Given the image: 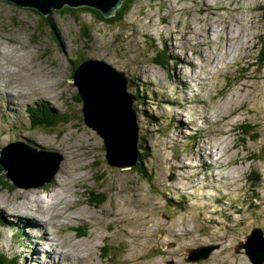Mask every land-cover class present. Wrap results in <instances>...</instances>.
Listing matches in <instances>:
<instances>
[{
	"label": "rangeland",
	"instance_id": "374dc122",
	"mask_svg": "<svg viewBox=\"0 0 264 264\" xmlns=\"http://www.w3.org/2000/svg\"><path fill=\"white\" fill-rule=\"evenodd\" d=\"M76 12L84 25L71 13H49L56 34L45 27L44 15L0 0V49H11L0 54V80L7 79L0 84V137L9 134L0 138V153L20 139L13 133L18 120L26 129L32 121V131L20 139L30 149L64 156L53 182L40 187L9 189L12 182L0 169V195L18 202L15 210L3 204L0 209L30 221L34 218L21 215L29 213L20 205L40 207L43 198L57 202L47 213L34 212L46 220L53 216L64 264H253L245 248H236L254 227L264 233V58L258 56L264 49V0H135L123 18L111 22L94 12ZM83 27L91 38L82 34ZM159 53L175 60L167 63L161 56L167 64L160 65ZM89 58L128 76L143 172L136 165L113 167L112 158L108 163L104 139L84 121L74 73ZM36 80L47 83L48 99L33 91ZM13 81L20 88L13 98L17 118L6 94L11 86L17 93ZM55 114L69 121L58 123ZM40 120L55 121L56 127H39ZM246 122L256 130L243 144ZM252 172L263 178L255 188L247 178ZM91 191L92 196L103 192L106 200L92 205ZM173 199L187 207L170 206ZM12 220L8 227L0 217V250L3 244V258L10 261L20 254L16 264H21L35 247L26 244V227ZM173 220L197 227L186 232ZM168 230L174 237L165 243ZM188 232L193 237L176 240ZM193 238L197 244L188 249L214 246L207 258L190 260L187 245L182 251L175 242L191 244ZM54 255L40 256L42 264Z\"/></svg>",
	"mask_w": 264,
	"mask_h": 264
},
{
	"label": "water",
	"instance_id": "95a60500",
	"mask_svg": "<svg viewBox=\"0 0 264 264\" xmlns=\"http://www.w3.org/2000/svg\"><path fill=\"white\" fill-rule=\"evenodd\" d=\"M7 1L18 6L37 9L45 16L51 12L53 7L60 9L68 4L71 7L86 5L100 12L102 10L105 17H111L123 0ZM103 67H107L106 73ZM96 71H101L104 75L94 74ZM82 74L85 78L81 77ZM74 84L79 87L78 94L83 102L84 121L104 139L108 160L114 159V167L119 168L136 165L139 160L137 154L139 127L137 112L130 108L133 99L128 92L129 79L126 72L117 70L103 60L89 58L76 68ZM98 121L100 124H97ZM63 160L64 156L58 151L37 150L36 147L30 149L28 144L21 140L9 142L0 153V167L3 168L6 177L11 179L14 185L20 187H40L47 182H52ZM246 239L247 241L242 245L239 244L241 246L238 245L236 249L245 248L253 264H264L263 230L260 227H254ZM213 249V245L191 249L189 258L193 260L207 258Z\"/></svg>",
	"mask_w": 264,
	"mask_h": 264
},
{
	"label": "bare ground",
	"instance_id": "6f19581e",
	"mask_svg": "<svg viewBox=\"0 0 264 264\" xmlns=\"http://www.w3.org/2000/svg\"><path fill=\"white\" fill-rule=\"evenodd\" d=\"M122 3H123V1H122ZM122 3L120 4V6L122 5ZM211 7V6H210ZM101 12H102V10H101ZM103 13V12H102ZM10 47H8V49L7 48H5L4 47V49H0V54H2V55H5V54H7V53H9L10 52ZM12 53V52H11ZM10 53V54H11ZM182 60H184V59H182ZM186 61V60H185ZM104 68V67H103ZM107 68V67H106ZM106 68H104L105 69V73H106ZM11 69V68H10ZM8 70L9 72H12L11 70ZM94 74H96V75H104L103 74V72H101V71H96ZM93 74V75H94ZM88 75V74H87ZM89 77V76H88ZM7 81V79L6 80H0V84H2V83H4V82H6ZM12 83V82H11ZM13 83L15 84V86L17 87V93L15 94V93H13V86H11V88H8L7 90H6V94H7V96L8 97H10V98H12V100H11V105H10V107H11V109H12V111H14V113L16 114V116H14L15 118H17V115L19 114V108L16 106V103H14V101H13V98H14V96H16V95H18V93H19V91H20V88H19V85L15 82V81H13ZM44 85H47V83H42L41 82V80H36L35 81V85H34V89H33V91L34 92H41V96L43 97V98H49L50 96H49V93L51 92V90L47 87V86H44ZM185 87V86H184ZM2 90V89H1ZM244 90H246L245 88H244ZM248 90H246V92H247ZM26 92V91H25ZM30 98V97H29ZM32 98V97H31ZM1 101V100H0ZM38 102V101H37ZM42 102V101H41ZM8 103V102H7ZM29 103V102H28ZM39 103H40V101H39ZM36 109V110H38L39 109V106L36 104V105H34V107H32V110L33 109ZM130 108L132 109V110H134V111H136L137 109V107L135 108V104H131L130 105ZM128 109V108H127ZM32 110H31V112H32ZM36 110H33V112L35 113L36 112ZM127 111V110H126ZM4 112H10L9 110H8V108L4 111ZM3 113V112H2ZM6 115H8L7 113H5ZM14 115V114H13ZM124 116H127V115H124ZM138 118V117H137ZM19 121H22V120H19ZM15 124H16V127H15V129L13 130V133L14 134H16V136H18V135H20V139H22V136H21V133H23L24 131H26V130H28V131H32V121H31V123L29 124V126L27 127V129H26V127H24V126H21L19 123H18V120L15 122ZM97 124H100V121H98L97 122ZM19 127V128H18ZM23 128V131H19V129L20 128ZM30 129V130H29ZM4 131V130H3ZM6 131V130H5ZM18 131V132H17ZM27 131V132H28ZM30 131V132H31ZM178 131V130H177ZM73 132H75V131H73ZM29 133V132H28ZM33 133V132H32ZM6 134L7 135H9L8 134V132L6 131V132H4V134L0 137V138H2L3 139V141L7 138V136H6ZM27 134V133H26ZM34 136H36L37 137V135L36 134H33ZM33 135H31V137L33 136ZM58 135L60 136L61 135V133H58ZM24 136V135H23ZM27 137H30V136H27ZM62 137V136H61ZM20 139H18V140H20ZM59 139V137H57L56 138V140H54V141H52V142H54V143H57L56 141ZM26 140H27V138H26ZM3 141H1V143L3 142ZM213 144H214V142H213ZM218 143H216V144H214V145H212V147H215L216 148V145H217ZM137 154L139 155L140 154V150L139 151H137ZM197 176V175H196ZM205 179V178H204ZM68 181V180H67ZM69 183V182H68ZM20 187V186H19ZM224 187V186H223ZM23 188H25L26 189V187H23ZM19 189H21V188H19ZM27 190H29V189H27ZM4 191V190H3ZM2 192V191H1ZM221 192H222V190H221ZM27 193H32V195H33V192H27ZM231 195V194H230ZM232 196V195H231ZM35 197V200H37L38 198H40L39 196H37V195H35L34 196ZM32 197H30L29 199H31ZM63 198H66V197H63ZM221 197H218V199H220ZM66 199H68V198H66ZM43 200H44V203L45 204H42V206L40 205V207L38 206V204H33V205H24V204H22V205H20V209H22L23 211H25V212H27V213H29V214H21V215H23V216H27V217H32V218H34L33 220H21V219H19V218H17L16 217V215L15 214H13V215H11V214H9L7 211H5V210H3V209H0V217L2 218V220L5 222V224H6V226H8V227H11L12 226V222H14V220H12V219H17L18 220V223L17 224H19L20 226H25L26 227V232H27V237H26V244H27V242L28 243H32V246L33 247H35V251L34 252H32L31 254H32V256L29 254H26V258H27V261L26 260H24V258H22L21 257V264H34V263H36V264H42L43 263V259L41 258V257H43L44 256V254L46 253V252H53L55 255H54V257L53 258H51V259H49L48 261H47V263L46 264H64L63 263V261H61V254H62V250L60 249H58L59 248V246H60V241H59V238H56V236H53L54 235V233H55V231H54V228L55 227H57L56 226V224H55V222H53L52 220H51V217L53 218V216H51L49 219H47L46 220V218L45 217H43V218H40L39 217V215H37L35 212H34V210H40V209H42L45 213H47L48 211H47V209H50V208H53V207H55L56 206V203L57 202H55V201H53V205H50L49 204V202L46 200V198H43ZM172 201H175V199H173ZM79 203L80 204H83V202H82V200H79ZM4 205V206H6L7 208L8 207H10V206H13V207H11L12 209H17V204H18V202H16V203H13V201H11L8 197H5V196H2V195H0V205ZM2 205V206H3ZM177 205V204H176ZM45 206H47V207H45ZM1 208V207H0ZM214 211V213H216L217 211L216 210H213ZM212 211V212H213ZM41 212V211H40ZM55 211L53 210V212H51V213H54ZM210 213H211V211H210ZM43 215V214H42ZM47 215V214H46ZM170 222H174L176 225H178L180 228H182V230L183 231H189V230H191V229H194L195 227H197V226H195V227H193V228H188V226L187 225H181L180 224V222H178V221H175V220H173V221H170ZM4 224V223H3ZM49 225H51L52 227H53V230H51L50 229V227H49ZM15 226V225H14ZM55 226V227H54ZM204 229H206L204 226H203V230ZM197 231H194V234H196L197 236L198 235H200V233H196ZM58 233V232H57ZM167 233H168V238L166 237V238H164V242L166 243V241H168L169 240V237L170 236H173V234H172V231H170V230H168L167 231ZM189 234H191V236L193 237V233H191V232H188V233H186L184 236H181V237H178L176 240H180V241H186L187 240V238H189ZM205 234V233H204ZM203 233H202V235H204ZM213 236H215V234H212ZM228 236V235H227ZM174 237V236H173ZM30 239V240H29ZM204 239V238H203ZM175 240V242L179 245V247H181V250L182 251H185V248H186V245H188V246H193V245H196L197 244V241H196V238H193V242H191V244H180V243H178L177 241ZM59 241V242H58ZM224 241V240H223ZM226 241V240H225ZM203 242H205L204 240H201V245H202V243ZM8 243V242H7ZM44 243H47L48 245L46 246V248H44L43 247V244ZM184 243V242H183ZM26 244H25V246H26ZM62 245H63V243H61ZM190 246V247H191ZM1 251H4L3 250V248H5L4 247V245L2 244L1 245ZM43 248V249H42ZM189 247H187V249H188ZM21 249V248H20ZM6 250V249H5ZM191 249H188V251L189 252H191L190 251ZM32 251V250H31ZM8 253L7 254H11L10 253V251H7ZM21 253V252H20ZM40 253V254H39ZM42 254V255H41ZM67 254V253H66ZM13 257H19V259H20V254H18V256H14V255H12ZM41 256V257H40ZM37 257H40V259L38 260V262H36V259H37ZM58 259V260H57ZM127 260H129V259H127ZM190 260H193V259H190ZM57 261V262H56ZM79 261V260H78ZM74 262H77V260L75 259L74 260ZM195 263V262H194Z\"/></svg>",
	"mask_w": 264,
	"mask_h": 264
},
{
	"label": "trees",
	"instance_id": "16d2710c",
	"mask_svg": "<svg viewBox=\"0 0 264 264\" xmlns=\"http://www.w3.org/2000/svg\"><path fill=\"white\" fill-rule=\"evenodd\" d=\"M134 2H135V0H124L123 1V3H122V5L117 9V11H116V13L113 15V16H111V17H105L104 16V14L102 13V12H100L99 10H97V9H94V8H92V7H88V6H86V5H80V6H75V7H71V6H69L68 4H66V5H64L62 8H60V9H58V8H55V7H53L52 9H51V12H57V13H63V14H65V13H71L73 16H74V18L78 21V22H82V24L84 25V22L81 20V18H80V13H77L76 11L77 10H79V9H81V10H83V12L84 13H91V12H94L95 14H96V16L98 17V19H101L102 21H103V19L105 20V22H111V21H113L114 19H119V18H123L125 15H126V13H127V11L131 8V6L134 4ZM13 4H15V3H13ZM17 5V4H16ZM35 12H37V13H40L37 9H33ZM50 12V13H51ZM40 14H42V13H40ZM43 15V14H42ZM50 15L48 14V16H45L44 15V19H45V21H46V24H45V27H48V28H50L51 30H55L56 31V34H57V28H56V26H55V24H54V22L50 19V17H49ZM82 25V26H83ZM81 26V27H82ZM91 27V26H90ZM82 34H84L86 37H88V38H91V33H90V31H89V29L86 27H83L82 28ZM160 54V53H159ZM260 55V56H259ZM159 57H158V60H157V63L158 64H160V65H163V66H165L169 61H171V60H175V58L174 57H172V56H170V55H163V54H160V55H158ZM161 56H164L165 58H166V60H164V61H166L164 64H163V62L162 61H160L159 60V58H161ZM258 56H259V59H261V61H262V58H264V49H263V52H261V49L259 50V53H258ZM84 60V59H83ZM256 61H257V59H256ZM77 68V67H76ZM75 68V69H76ZM75 71V70H74ZM129 87V86H128ZM128 90H129V88H128ZM129 92V91H128ZM76 100L78 101V102H81V98H80V96H79V94H76ZM40 104V103H39ZM39 104H37L38 106H39ZM40 107V106H39ZM33 110H36L35 108L33 109ZM43 112V111H42ZM44 113V112H43ZM48 116V115H47ZM54 120H56V121H58V123H60V122H62V121H69L68 120V118H67V115H57V114H55L54 115V118H53ZM35 124L36 125H38L39 124V127L40 126H43L44 124H47L48 126H51V127H56V122L55 121H52V120H50L49 122H46L45 120H40V121H37V122H35ZM242 129H241V135H242V138H241V140L243 141V144H246V142H247V138H251L252 136H255V135H252L254 132H255V126L252 124V123H250V122H246L244 125H242V127H241ZM256 128H257V126H256ZM244 129V130H243ZM257 136V135H256ZM24 139H26V138H24ZM106 148V147H105ZM140 154H141V151H140ZM140 154H139V157H140ZM108 163H109V160H108ZM114 167V166H113ZM136 167H138V171L139 172H143L144 171V167L143 166H139V165H137ZM0 169H1V171H3V168H1L0 167ZM5 170V169H4ZM0 177H1V175H0ZM247 178L250 180L249 181V184H250V186L252 187V188H255L256 187V185L259 183V182H261L262 181V175L261 174H259V173H257V172H252L251 174H250V176H247ZM54 180V179H53ZM8 181V183H11L12 182V180L10 179V181L11 182H9V179L7 180ZM53 182V181H52ZM52 182H47L45 185H49V184H51ZM9 185V189H12V188H16L15 186L16 185H14L13 184V182L11 183V184H8ZM92 193H91V195H89V201L92 203V205L94 204V205H100V204H102L105 200H106V197H104V193L103 192H98L97 193V195L96 196H92V194H93V191H91ZM90 193V191L88 190V194ZM177 204V205H176ZM169 205L170 206H178V209H181V208H186L187 206H186V203H184V202H180V201H178V200H175V201H172L171 200V202L169 203ZM187 247H189L190 248V246H188L187 245ZM103 248V251L105 252V254H107V255H111V253L109 252V251H107V249H106V246H103L102 247ZM2 252L3 251H1L0 250V264H16L17 263V258H19V257H16V258H14L13 259V261H10L9 259L8 260H6V259H4L3 257H5L6 256V253L5 254H2ZM3 260H6V261H3ZM20 260V259H19ZM3 262V263H2Z\"/></svg>",
	"mask_w": 264,
	"mask_h": 264
},
{
	"label": "clouds",
	"instance_id": "9594fccd",
	"mask_svg": "<svg viewBox=\"0 0 264 264\" xmlns=\"http://www.w3.org/2000/svg\"><path fill=\"white\" fill-rule=\"evenodd\" d=\"M128 88H129V87H128ZM132 99L134 100V97H132ZM139 162H140V157H139V160H138L136 166L138 165ZM134 166H135V165H134ZM134 166H132V167H134ZM132 167H129V168H132ZM117 168H118V167H117Z\"/></svg>",
	"mask_w": 264,
	"mask_h": 264
},
{
	"label": "flooded vegetation",
	"instance_id": "af4514ba",
	"mask_svg": "<svg viewBox=\"0 0 264 264\" xmlns=\"http://www.w3.org/2000/svg\"><path fill=\"white\" fill-rule=\"evenodd\" d=\"M24 134V133H23ZM25 135V134H24Z\"/></svg>",
	"mask_w": 264,
	"mask_h": 264
}]
</instances>
